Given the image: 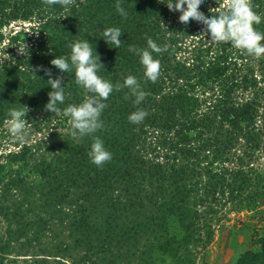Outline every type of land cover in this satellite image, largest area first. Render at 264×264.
Masks as SVG:
<instances>
[{
  "label": "trees",
  "instance_id": "1",
  "mask_svg": "<svg viewBox=\"0 0 264 264\" xmlns=\"http://www.w3.org/2000/svg\"><path fill=\"white\" fill-rule=\"evenodd\" d=\"M117 2L0 0V264H195L225 209L264 205V173L247 162L264 147V56L182 24L166 0H119L127 16ZM226 3L206 0L201 11L212 16ZM251 3L264 17V0ZM109 26L122 30L119 48L100 37ZM255 27L264 32V19ZM146 37L168 46L153 53L155 82L128 50L146 47ZM81 38L99 55L98 75L113 84L135 75L147 93L139 105L125 87L107 99L95 135L112 159L100 167L87 156L91 137L77 142L67 118L44 107L46 69L67 93L58 107L83 99L74 74L50 63ZM20 105L28 109L22 141L7 127V110ZM137 108L148 115L133 124ZM231 264H264V228Z\"/></svg>",
  "mask_w": 264,
  "mask_h": 264
},
{
  "label": "clouds",
  "instance_id": "2",
  "mask_svg": "<svg viewBox=\"0 0 264 264\" xmlns=\"http://www.w3.org/2000/svg\"><path fill=\"white\" fill-rule=\"evenodd\" d=\"M47 2L53 4L57 0H47ZM165 3L170 11H178L182 14V24L190 25L192 21L203 24L212 40L230 42L232 47L256 58L264 56V32L255 27L264 17L253 9L251 0H227L225 8L212 16H206L201 11L206 0H166ZM115 7L121 16H127L119 0ZM121 34V28L109 26L101 30L100 37L108 45L119 48L123 44L120 39ZM146 44V47L128 45V50L138 56L144 77L155 82L161 72V63L153 56V53L166 52L168 46L157 44L151 37H146ZM67 47L70 49L68 55H58L50 63L62 73L72 72L75 83L85 90V95L79 103H69L61 109L58 105L64 104L67 95L64 84L59 76L53 78L51 71L46 69L45 74L49 77L46 82L51 91L47 94L48 101L44 107L54 114L62 113L67 118L70 124L68 132L77 142L84 137H91L87 156L91 163L100 167L112 159V153L106 148L103 139L95 135L103 127L101 114L107 107V99L114 90L125 87L135 97L133 103L139 105L147 93L135 75L128 74L122 83L116 84L98 75L102 68L99 55L85 38L70 41ZM29 70L34 77H37L32 69ZM27 111V107L22 105L7 110L8 130L12 136L21 141L27 135ZM147 115L146 110L137 108L127 118L131 123L136 124L143 121Z\"/></svg>",
  "mask_w": 264,
  "mask_h": 264
},
{
  "label": "rangeland",
  "instance_id": "3",
  "mask_svg": "<svg viewBox=\"0 0 264 264\" xmlns=\"http://www.w3.org/2000/svg\"><path fill=\"white\" fill-rule=\"evenodd\" d=\"M27 25L26 23L22 24L25 27ZM18 26L15 25L13 28L17 29ZM5 31L7 33L8 29ZM33 134L32 132L31 138L42 137L44 135L42 133L40 135L35 133L36 137H32ZM30 137L28 141L31 140ZM8 142L7 148L13 150L14 139H10ZM238 149L240 150V148ZM244 162L245 164L249 163V166L264 173V147L259 150V153H255L253 158L247 161L248 163L245 160ZM224 211V214L220 215V219H217L218 221L212 222L213 238L204 249L197 250L195 264H231L239 254L255 248L257 232L264 228V205L254 212H235L228 208ZM64 241L66 240L64 239ZM66 254L71 256L73 252H67ZM28 260L26 259L27 262ZM55 260L57 261L54 262V259H48V262L49 264H59V262H62L60 259ZM21 261L20 259L18 264H22Z\"/></svg>",
  "mask_w": 264,
  "mask_h": 264
}]
</instances>
